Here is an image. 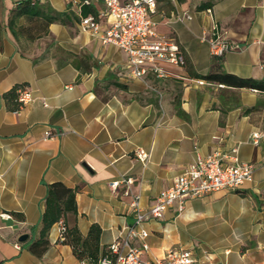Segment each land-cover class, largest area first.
<instances>
[{
    "label": "crops",
    "instance_id": "crops-1",
    "mask_svg": "<svg viewBox=\"0 0 264 264\" xmlns=\"http://www.w3.org/2000/svg\"><path fill=\"white\" fill-rule=\"evenodd\" d=\"M15 1H4L5 21ZM39 1L65 12L66 23H52L34 41L0 27V264H83L60 240L58 222L44 254L29 248L40 234L49 184L76 190L78 213L69 222L83 236L100 226L102 255L115 241L127 248L134 194L150 208L187 165L214 152L226 164H252L253 181L192 198L182 211L175 203L163 218L143 223L150 247L141 257L190 249L194 264H264V91L198 77L227 71L264 79V0H158L157 33L178 42L188 58L185 67L167 66L163 78L134 76L123 49L83 30V0ZM88 8L99 14L105 0ZM182 13L192 18L178 19ZM214 25L241 48L214 56ZM19 86L33 97L24 106L17 91L6 98ZM49 129L56 136L45 139ZM138 148L149 153L146 163L135 156Z\"/></svg>",
    "mask_w": 264,
    "mask_h": 264
},
{
    "label": "built area",
    "instance_id": "built-area-1",
    "mask_svg": "<svg viewBox=\"0 0 264 264\" xmlns=\"http://www.w3.org/2000/svg\"><path fill=\"white\" fill-rule=\"evenodd\" d=\"M158 0H105V9L99 14L80 15L79 25L83 30L90 31L105 44H115L128 55V64L131 73L144 78L148 73L157 77L169 74L167 66L185 67L188 62L187 54L175 40L161 36L156 31V21L152 13L157 10ZM91 0H83L82 4H90ZM102 17L106 21H102ZM192 18L182 13L178 19ZM210 50L214 56H223L241 48L240 44L231 42L220 32L217 25L213 26L210 38ZM199 84L205 80L199 79ZM18 100L22 106L33 100L25 86L17 88ZM56 136L52 130L45 132V139ZM259 133H254V141H258ZM236 151V150H235ZM135 156L146 163L149 153L143 149L135 150ZM226 156L214 152L207 156H198L187 165L182 173L177 175L172 185L163 190L157 200L148 209L141 205V193L133 195L131 203L135 215L133 226H127L125 244L123 248L118 241L108 247V253L102 256L98 264H194L195 257L190 249H168L164 258L142 259L143 252L149 250L146 238L149 232L142 228L143 223L150 219L163 218L165 212L175 203L179 211L184 210L186 202L192 198L201 197L216 190H239L246 182L253 181L254 167L250 163H225ZM128 184L132 178L126 179ZM118 181L112 182L111 187L116 189ZM60 240L65 239V222L58 221ZM139 238L140 246H130L129 239ZM88 264V261H83Z\"/></svg>",
    "mask_w": 264,
    "mask_h": 264
},
{
    "label": "trees",
    "instance_id": "trees-1",
    "mask_svg": "<svg viewBox=\"0 0 264 264\" xmlns=\"http://www.w3.org/2000/svg\"><path fill=\"white\" fill-rule=\"evenodd\" d=\"M5 0H0V27H8L16 40L34 41L47 35L50 25L54 22L66 23V13L57 12L48 2L39 0H16L15 6L10 9L8 19L5 21ZM91 4V3H90ZM90 4L85 5L83 15H89ZM80 19V18H79ZM198 77L217 81L233 87H247L264 91V79L258 80L252 77H240L227 71L211 72ZM17 89L6 94V98H17ZM78 213L76 190L66 186L62 182H54L48 185L45 197V209L41 217V230L39 237L30 244V250L41 256L50 245L49 232L52 226L59 220L65 222V239L62 242L72 245L76 255L89 264H98L99 259L109 251L100 254L101 227L94 224L88 235L83 236L76 223H70V217Z\"/></svg>",
    "mask_w": 264,
    "mask_h": 264
},
{
    "label": "water",
    "instance_id": "water-1",
    "mask_svg": "<svg viewBox=\"0 0 264 264\" xmlns=\"http://www.w3.org/2000/svg\"><path fill=\"white\" fill-rule=\"evenodd\" d=\"M28 238V234H22L19 238L20 241H26V239Z\"/></svg>",
    "mask_w": 264,
    "mask_h": 264
}]
</instances>
